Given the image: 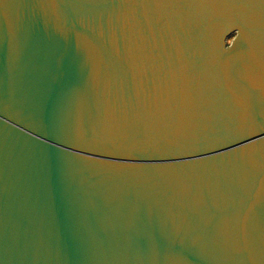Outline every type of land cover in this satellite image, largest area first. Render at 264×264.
<instances>
[{"label":"water","instance_id":"1","mask_svg":"<svg viewBox=\"0 0 264 264\" xmlns=\"http://www.w3.org/2000/svg\"><path fill=\"white\" fill-rule=\"evenodd\" d=\"M0 264H264V0H0Z\"/></svg>","mask_w":264,"mask_h":264}]
</instances>
